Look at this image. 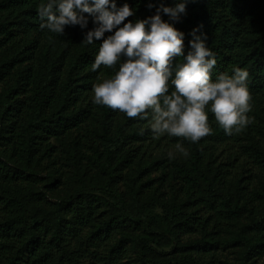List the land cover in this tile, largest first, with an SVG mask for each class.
Wrapping results in <instances>:
<instances>
[{"label": "trees", "instance_id": "obj_1", "mask_svg": "<svg viewBox=\"0 0 264 264\" xmlns=\"http://www.w3.org/2000/svg\"><path fill=\"white\" fill-rule=\"evenodd\" d=\"M161 2L115 0L133 22ZM40 3L0 0V264H264V0H194L174 23L185 54L207 34L213 79L249 73L254 122L229 136L209 112L197 143L94 104L118 67L92 70L93 18L50 33Z\"/></svg>", "mask_w": 264, "mask_h": 264}, {"label": "clouds", "instance_id": "obj_2", "mask_svg": "<svg viewBox=\"0 0 264 264\" xmlns=\"http://www.w3.org/2000/svg\"><path fill=\"white\" fill-rule=\"evenodd\" d=\"M194 0H179L174 7L161 2L155 14L134 22L128 3L117 8L115 0H41L37 12L41 29L63 35L65 26L87 27L89 14L95 27L84 35L83 43L102 40L92 70H118L92 86V102L126 114L128 118L149 120L154 138L177 137L190 143L212 135L208 113L226 135L242 133L254 122L249 73L234 67L232 74L215 79V53L207 46V34L193 29L190 50L184 52V33L174 27ZM154 5L149 2L151 9ZM164 14L168 20L162 19ZM112 33L107 37L104 34ZM177 58H182L177 61ZM150 117V118H149ZM187 158L188 149L176 143L167 155Z\"/></svg>", "mask_w": 264, "mask_h": 264}]
</instances>
